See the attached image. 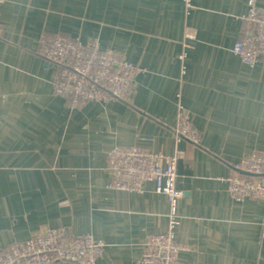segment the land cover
Wrapping results in <instances>:
<instances>
[{
  "label": "crops",
  "instance_id": "1",
  "mask_svg": "<svg viewBox=\"0 0 264 264\" xmlns=\"http://www.w3.org/2000/svg\"><path fill=\"white\" fill-rule=\"evenodd\" d=\"M250 1L196 0L188 17L183 0H0V248L57 227L103 239L96 264H137L148 237L168 229L170 202L153 183L111 188L108 150L179 145L177 239L189 246L179 264H264V200L235 197L227 181L235 162L264 153V62L233 51ZM187 26L197 38L183 72ZM55 33L135 62L128 97L73 105L58 94L59 67L41 53ZM181 109L199 143L177 141Z\"/></svg>",
  "mask_w": 264,
  "mask_h": 264
},
{
  "label": "built area",
  "instance_id": "2",
  "mask_svg": "<svg viewBox=\"0 0 264 264\" xmlns=\"http://www.w3.org/2000/svg\"><path fill=\"white\" fill-rule=\"evenodd\" d=\"M188 17L197 6L196 0H183ZM246 29L237 39L233 51L249 65L264 62V11L255 0L240 16ZM2 11L0 6V24ZM196 34L185 28L183 47L179 54L182 70L189 51L196 48ZM41 53L58 65L55 89L71 99L73 105L109 98L126 99L130 93L138 66L113 49H105L99 40H80L60 33L41 39ZM177 141L183 138L195 143L201 140L200 130L185 112L180 110L174 125ZM179 145L163 153L139 144H116L108 150L113 179L111 188L143 192L148 183L154 190L167 195L171 211L168 229L150 235L137 264H179V255L189 246L177 239L180 223L179 204L184 190L178 184L179 163L185 157ZM235 172L227 177L230 192L237 198L248 196L264 200V153L255 151L234 163ZM252 173V175H248ZM105 241L89 232L67 235L63 228L50 227L39 235L29 236L0 248V264H53L58 260L80 264H96L105 251Z\"/></svg>",
  "mask_w": 264,
  "mask_h": 264
},
{
  "label": "rangeland",
  "instance_id": "3",
  "mask_svg": "<svg viewBox=\"0 0 264 264\" xmlns=\"http://www.w3.org/2000/svg\"><path fill=\"white\" fill-rule=\"evenodd\" d=\"M181 202V201H180Z\"/></svg>",
  "mask_w": 264,
  "mask_h": 264
}]
</instances>
